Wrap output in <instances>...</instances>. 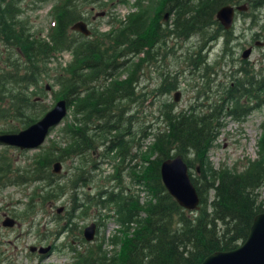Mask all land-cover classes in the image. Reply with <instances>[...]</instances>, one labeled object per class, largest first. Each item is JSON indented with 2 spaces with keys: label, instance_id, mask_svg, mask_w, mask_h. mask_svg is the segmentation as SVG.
<instances>
[{
  "label": "trees",
  "instance_id": "trees-1",
  "mask_svg": "<svg viewBox=\"0 0 264 264\" xmlns=\"http://www.w3.org/2000/svg\"><path fill=\"white\" fill-rule=\"evenodd\" d=\"M19 2L0 0V40L11 46L12 51L17 48L19 55L13 61L8 60L11 56L5 55L0 59V132H15L18 125L25 127L46 111L44 106L32 109L35 107L34 99L30 98L33 92L28 90L36 84L38 74L43 70L37 62L44 64L56 52L69 50L71 46L73 64L55 79L61 89L57 99L65 100L73 120H65L60 127L67 140L63 147L45 146L27 169L29 177H13L9 182L20 184L43 179L44 186L50 188L41 191L43 200L54 199L65 192L64 189H72L79 183L81 187L86 186L94 176L93 171L99 168L92 158L87 167L88 159L84 156V153L90 155L95 148L97 132L102 136L100 145H103L104 156L105 151L116 158L110 177L113 186L103 188L95 180L93 192L86 193L82 203L75 202V193L71 197V209L84 212L87 204L91 207L97 217L96 226L101 225L104 218L101 210L106 218L115 222L117 227L107 238L111 248L104 249L102 241L97 244L93 241L76 255L75 263L199 264L213 251L238 246L245 239L253 216L264 211L263 198H259L260 191H264V118L259 123L260 131L255 141L256 156L252 160L246 159L242 169L224 165L214 168L207 162L206 152L225 116L241 121L253 108L264 105V68L255 71L246 59H241L229 75L230 82L213 91L214 98L198 105L200 108L190 105L187 109L174 111L172 100L162 107L161 126L154 131H146L148 126L145 130L139 128L141 136H149L151 140L145 146L136 142L131 154V142L122 136L129 127H125L126 106L121 102H131L143 64L150 60L151 51L157 44H164L166 39L183 42L197 37V45L187 51L184 61L193 70L214 71L213 63L207 62V54L202 52L219 37L224 46L233 37V30L223 29L215 18L216 10L222 5L245 4L249 11L244 15L253 17L250 11L261 6L264 0H134L135 10L123 20L114 19L107 32L97 34L104 39L100 43L75 41L66 34L73 21L83 18L78 10L80 0L55 2L49 11L54 23L48 37L40 40L34 38L19 19ZM164 13L170 16L166 22L162 19ZM230 63L233 64L232 59ZM124 73V77L119 78ZM174 79L175 76L169 78L170 81L163 79L157 90L159 87L174 88ZM7 121L16 124L3 127L1 122ZM120 128L122 134L103 139L106 133H118ZM92 132L95 135L92 136ZM175 155H180L185 162L198 195V208L192 211L178 205L161 182V161ZM71 156H79L85 162L76 173L80 182L68 181V188L63 187L66 182L62 186L59 183L52 186L53 173L49 170L52 163ZM100 162L104 163L103 159ZM125 167L130 179L128 184L121 178ZM11 169L10 162L0 158V179ZM131 185L137 186L138 190L134 191ZM117 243L120 249L114 250Z\"/></svg>",
  "mask_w": 264,
  "mask_h": 264
},
{
  "label": "rangeland",
  "instance_id": "rangeland-1",
  "mask_svg": "<svg viewBox=\"0 0 264 264\" xmlns=\"http://www.w3.org/2000/svg\"><path fill=\"white\" fill-rule=\"evenodd\" d=\"M59 1L61 0H20L18 3L20 8L19 19L34 38L40 40L48 37L47 33L52 28L50 27L52 19L49 11L54 3ZM85 1L88 3L80 0L78 10L90 32L87 36H83L76 31L70 30L68 26L66 34H68L69 39L71 38L75 41L91 40L100 43L104 39L97 34L107 32L111 28L114 19L123 20L125 15L135 10L132 5L134 0H125L124 3L116 0L97 1L98 3L101 1L105 2L104 5H99L97 2L90 0ZM248 11L249 8L246 6L244 11L234 12L233 22L230 27L233 30V37L228 44L224 46L222 38L219 37L216 42H211L212 44L206 49L207 51L204 50L202 52L204 55L206 52L207 62L213 63L214 71L193 70L184 61L185 58L183 56L187 55V51L194 48L198 43V38L195 36L183 42L166 39L164 44H162L163 42L159 43L160 45L157 44L158 46L151 51L150 60L142 66L138 81L134 87L133 99L129 103H127V100H122L121 102V105L126 106L123 116L127 119L125 127H129L128 130L123 132V129L120 128L118 131L121 133H116V131L106 133L103 135V139L112 138V135L122 134L123 132V138L131 142L130 154L135 151L136 142H139L141 146L147 145L151 138L149 136H141L139 128L145 130V126H148L146 131H154L156 127L161 126L159 121L162 107L164 108V106L172 102L174 93H179L177 100L173 101L174 111L187 109L190 105L200 108L198 105L206 104L210 99L214 98V96L212 97L213 91H218L230 82V73L242 59L240 58L241 51L249 45L251 46V52L246 60L255 71L260 67L263 69L264 44L257 45L254 43L264 42V3L255 10L250 11L253 17L244 15ZM97 12H103V14L97 16ZM168 19H170V16H166L163 22L168 21ZM94 36L95 38H93ZM4 48L5 46L0 41V51L2 52L0 53V59H4L5 56H11L8 60L13 61L19 56L15 50L12 54H5L3 52ZM3 54H5L4 57ZM222 54L227 55L222 57ZM72 55L73 46L69 50L56 52L44 64L37 62L39 67H43V70L38 74L36 84L28 88L30 93L31 91L33 92L30 98L34 99L35 102V107L33 106L32 109L44 106L47 110L57 100L61 89L55 78L59 73L69 70L73 64ZM133 59L135 60V58ZM230 59H232L233 64L230 63ZM124 75L125 73L119 78L124 77ZM173 76H175L174 81L176 82L174 88L162 89L159 87L157 90L163 79L170 81L169 78ZM263 118V104L253 108L241 121H235L225 116L215 140L206 152L207 162L214 168L224 165L227 167L234 166L237 170L242 169L247 163L246 159L252 160L256 156L255 141L260 131L259 123ZM65 120L68 122L73 120L70 107L67 108L63 119L48 131L44 141L37 148L21 150L13 146L0 144V158H6V161L10 162L12 167L11 172L0 179V211L6 210V212L19 218L15 217L18 224L13 228H2L0 226V242L2 243L4 238L6 239L5 247H0V250L4 252L7 250V253L11 254L17 253L18 258L20 257L16 261L18 264H24L21 255L25 256L23 248L25 243L46 244L52 242L53 244V252L48 257L39 260L35 255L28 254L29 259L25 264H76V255L84 251L86 247L88 248V244L93 241H96V244L102 241L101 247L104 249L108 250L111 248L107 243V238L115 231L117 225L111 218L105 217L104 210H101V213L104 214V218L101 220L102 224L96 226L93 239L86 241L81 235V230L91 221L96 223L97 217H95L93 210L88 204L84 212L74 208L71 209V197L73 194L75 193V202L82 203L84 195L93 192L95 180L99 181L103 188L114 185L110 177L112 176L113 166L116 164V158L113 157V153L104 151L106 153L105 156L102 153L104 148L103 145H100L102 143L100 133L97 132L96 135L94 134L95 132L91 133L92 136L95 135V148L92 151L90 150V155L84 153V156L88 159L87 167L90 158L95 159L96 163L99 164V168L93 171L94 176L89 179L91 181L86 186L81 187L82 184L79 183V186H74L72 189H64L65 192L55 196L54 199L43 200L41 191L50 189L49 186H44L45 181L43 179L31 182L25 181L20 184L9 182L13 177H29L26 175L27 169L31 167L34 156L41 152L45 146L52 144L63 147L65 145L64 142L67 140L64 138L60 128ZM1 124H4L2 125L3 127H8L11 126L10 124L15 125L16 123L7 121L1 122ZM18 127V129L23 128L20 125ZM100 159H103L104 163H101ZM132 163L133 161L130 162V165ZM60 164L61 169L55 174L57 178L52 174V186L55 183H59L62 186L66 182L63 187L68 188L67 186L71 180L79 181L76 173L79 168L85 166V162L81 157L71 156L60 161ZM126 167L121 174L124 184H128L130 180L127 176ZM188 170L187 168V172ZM190 171L193 176V170L190 169ZM90 174L92 175V172ZM90 174L86 175L89 176ZM131 187L134 191L138 190L135 185H131ZM140 195H143V193L141 192ZM259 195V198H263L262 207H264V191L261 190ZM31 198L32 201L30 202ZM34 211L35 213L30 215ZM67 213L72 216V219H70L71 222L67 227L68 231L61 233V224L64 222L67 225L66 222L69 221L68 219L65 220ZM70 239H73V243L68 245ZM113 249H120L119 243L114 245Z\"/></svg>",
  "mask_w": 264,
  "mask_h": 264
},
{
  "label": "water",
  "instance_id": "water-1",
  "mask_svg": "<svg viewBox=\"0 0 264 264\" xmlns=\"http://www.w3.org/2000/svg\"><path fill=\"white\" fill-rule=\"evenodd\" d=\"M246 5H223L215 12V18L223 29H229L233 22L235 11H244ZM97 12L96 15H102ZM167 13L163 15V19ZM70 29L87 36L89 29L82 20L73 22ZM254 44L259 45V42ZM251 52V46L244 48L240 58H247ZM178 93L173 94L176 100ZM65 100L58 99L38 119L16 132L0 133V144L17 147L18 149H33L42 144L50 128L57 125L66 113ZM61 169L59 161L51 165V172L58 173ZM161 182L167 193L182 208L192 211L198 208V195L193 187L187 172V167L180 155L168 157L159 165ZM59 211V209H58ZM2 226L13 225L11 217H5L1 222ZM95 223L90 222L82 229V236L86 241L93 238ZM48 247H40L39 252H45ZM199 264H264V211L255 214L251 220L248 233L245 239L236 247L230 250H216L206 255Z\"/></svg>",
  "mask_w": 264,
  "mask_h": 264
},
{
  "label": "flooded vegetation",
  "instance_id": "flooded-vegetation-1",
  "mask_svg": "<svg viewBox=\"0 0 264 264\" xmlns=\"http://www.w3.org/2000/svg\"><path fill=\"white\" fill-rule=\"evenodd\" d=\"M259 43L260 44L261 43L263 44V41H259ZM3 45L5 46L4 51H3V52H5V54L6 53L12 54L14 52V51L11 50V46L6 45L4 43H3ZM14 50H15L16 53L18 52V49L17 48H14ZM0 53H2V52L0 51ZM5 54H3V55H5ZM35 211H36V209H35ZM35 211L32 212L30 215H32L33 213H35ZM57 211H58V209H57ZM69 216H70V219H72V216L67 213V216L65 217V220L68 219ZM5 217H11L13 219V225L12 226L6 227V226H2L1 225V222L4 220ZM15 217L18 218L16 215L13 216L11 213L6 212V210H1L0 211V226L2 228H9V229L10 228H13L14 226H16L18 224V222H17V220H16ZM70 219H68L69 220V221H67L68 223L66 222L67 225H65L64 222L61 224V227H62L61 233H64V232H67L68 231V228L67 227H68V225L71 222ZM95 228H96V224H95ZM5 241H6V239L4 238L3 242L2 243L0 242V247H5ZM72 243H73V239H70L68 241V245L69 244H72ZM40 247H48V248H47V250L45 252H39L38 249ZM23 248L25 250L24 255L26 256V258L23 255H21V257H23L22 261H23L24 264L29 259L28 258V254L29 255H35V257L37 259L41 260L43 258L45 259L46 257H48L53 252V244H52V242H48L46 244H44V243H39V244L25 243L24 246H23ZM26 251H27V253H26ZM19 258L17 256V253L16 254L15 253L14 254H11V253H7V250L5 252L2 251V250H0V264H18V263H16V261Z\"/></svg>",
  "mask_w": 264,
  "mask_h": 264
},
{
  "label": "bare ground",
  "instance_id": "bare-ground-1",
  "mask_svg": "<svg viewBox=\"0 0 264 264\" xmlns=\"http://www.w3.org/2000/svg\"><path fill=\"white\" fill-rule=\"evenodd\" d=\"M223 6V5H222ZM263 44H264V42H263ZM262 43H261V45H263ZM242 59H245V58H242ZM179 94V93H178ZM177 100V99H176ZM176 100H174L173 99V101L175 102ZM136 130V129H135ZM129 161H130V159H129ZM185 163V162H184Z\"/></svg>",
  "mask_w": 264,
  "mask_h": 264
}]
</instances>
